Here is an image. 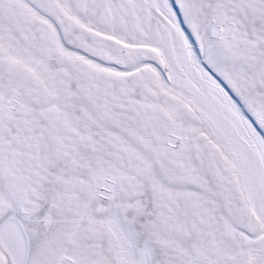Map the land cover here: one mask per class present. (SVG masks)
Masks as SVG:
<instances>
[{"label": "snow or ice", "instance_id": "6c2138e0", "mask_svg": "<svg viewBox=\"0 0 264 264\" xmlns=\"http://www.w3.org/2000/svg\"><path fill=\"white\" fill-rule=\"evenodd\" d=\"M0 264H264V0H0Z\"/></svg>", "mask_w": 264, "mask_h": 264}]
</instances>
